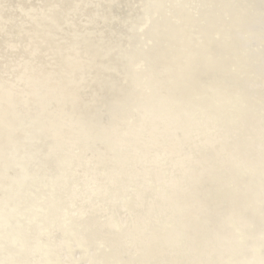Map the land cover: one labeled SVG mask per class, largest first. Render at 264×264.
Masks as SVG:
<instances>
[{
	"label": "bare ground",
	"instance_id": "obj_1",
	"mask_svg": "<svg viewBox=\"0 0 264 264\" xmlns=\"http://www.w3.org/2000/svg\"><path fill=\"white\" fill-rule=\"evenodd\" d=\"M258 4L0 0V264H264Z\"/></svg>",
	"mask_w": 264,
	"mask_h": 264
},
{
	"label": "water",
	"instance_id": "obj_2",
	"mask_svg": "<svg viewBox=\"0 0 264 264\" xmlns=\"http://www.w3.org/2000/svg\"><path fill=\"white\" fill-rule=\"evenodd\" d=\"M259 1H261V0H257L256 2L254 0H229V3L231 4V6L228 7V10H229L230 14L232 13L231 17L234 19L235 14H233V11L238 10L239 7L237 5L241 6L240 8L244 9V13H242V14H243V16L245 14L244 19L246 20V19H248L247 13H253V11H252L253 8L254 9L260 8L258 6ZM224 2H227V0H224ZM262 5H264V4H262ZM212 7H215V5L214 4L210 5V8H208V10L210 12H214V9ZM226 20L229 21L228 18H226ZM239 22H240V24L247 25L246 23H242L241 20H239ZM232 25H233V27H227V29H226L227 31H229V34H227V33L224 34L223 41L225 43V47L223 48V52L229 56V58L231 59V62L236 64L235 66L237 67V69L240 65H242L243 70L245 69L246 71H250L255 66L262 64L264 62V58H263L264 57V22H263L262 26H260V28H263L262 32L256 36H247L243 31L238 30V28L236 29L235 26L239 25L238 22L232 23ZM254 27L255 28L259 27V25H257V23H255V22L253 24L248 25V28H254ZM230 32H231V34H230ZM250 37L254 38V39H250ZM253 42L260 44V50L255 51V54H254V51L251 52V50H244V47L246 44L253 43ZM237 47H239V48H237ZM240 47H243L242 48L243 50ZM252 57L254 58V61L252 60ZM238 61H242V64H240ZM231 62H230V64L228 63V66H229V69L232 71L234 69L232 67ZM258 109L261 110V113L264 114V108L259 107ZM107 118H109V117L107 116ZM89 188H91V186ZM125 204H126L125 202L122 203V207L124 209L127 207V204L126 205ZM129 216H130L129 211L125 209L123 211V213H121L122 221L123 222L128 221L130 219ZM112 224H113L114 232L119 231L117 223L115 221H113ZM120 230H122V229H120ZM64 246L66 247V252L69 253L67 245L64 244ZM96 246H100L98 242H97ZM100 248H102V247L100 246ZM79 251H80V249H78V252ZM42 261H43V264H47V256L45 254H42Z\"/></svg>",
	"mask_w": 264,
	"mask_h": 264
}]
</instances>
